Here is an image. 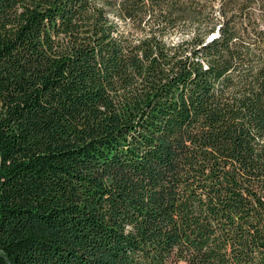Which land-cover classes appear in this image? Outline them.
Segmentation results:
<instances>
[{"label":"trees","instance_id":"16d2710c","mask_svg":"<svg viewBox=\"0 0 264 264\" xmlns=\"http://www.w3.org/2000/svg\"><path fill=\"white\" fill-rule=\"evenodd\" d=\"M0 264H264V0H0Z\"/></svg>","mask_w":264,"mask_h":264}]
</instances>
